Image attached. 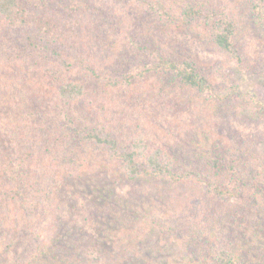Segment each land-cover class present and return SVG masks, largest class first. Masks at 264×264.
<instances>
[{
	"label": "trees",
	"instance_id": "obj_1",
	"mask_svg": "<svg viewBox=\"0 0 264 264\" xmlns=\"http://www.w3.org/2000/svg\"><path fill=\"white\" fill-rule=\"evenodd\" d=\"M24 1L0 0V264H264L259 140L236 145L224 121L223 132H196L191 145L178 136L175 145L151 143L135 130L120 136L123 107L152 76L159 90H171L162 81L170 78L180 96L220 114L215 84L194 59L174 57L173 36L206 34L244 71L233 12L135 0L154 14V34L130 28L113 43L117 29L106 35L104 17L92 13L105 0ZM242 8L264 33V0ZM22 32L24 45L4 47ZM246 101L240 114L264 120V106ZM114 110L120 116L105 127ZM145 178L164 186L140 191L151 199L166 189L168 200L177 196L172 205L123 191Z\"/></svg>",
	"mask_w": 264,
	"mask_h": 264
},
{
	"label": "rangeland",
	"instance_id": "obj_2",
	"mask_svg": "<svg viewBox=\"0 0 264 264\" xmlns=\"http://www.w3.org/2000/svg\"><path fill=\"white\" fill-rule=\"evenodd\" d=\"M27 1L29 0H25L24 3ZM51 1L52 4L55 3L53 0ZM63 1L67 0H61L60 3ZM195 1L196 3L207 4V7L233 12L234 16L238 18V33L234 47L238 54L244 55L243 65L248 64L249 66L244 71L241 69L239 71L231 56L216 49L210 43V39L206 34L189 32L188 35H174L173 42L176 44L173 51L174 57L180 58L184 56L194 59L200 66L202 73L215 84L220 100L218 105L221 104L220 108L219 106L217 108L220 114H215L214 110L208 106L199 107L191 103L188 98H184L183 95L180 96L179 93L175 92L177 84L170 78H167L170 82L162 81L166 82L171 90H159L160 84L156 80L153 82L154 77L152 76L150 80L141 84V89L138 93H133L132 106L127 107V112H125L126 106L123 107L124 111L121 115L123 116V113H125V116L120 126V132H122L120 136H125L135 130V132L141 133L146 141L151 143L157 144L160 142L162 145H175L173 139L178 136L179 141L182 143L181 145H191L189 142L192 143L191 138L196 132L204 131L209 137L214 135V133L219 132L220 134L223 132L224 128L220 124L224 121L227 126V139H234L236 145H249L250 140L255 142L257 139L259 140V152L264 156V120H251L249 115L253 112L250 110H242L245 115L240 114V109L245 107L248 98L252 99L257 105L264 106V33L250 21L248 16L243 14L246 13V10L242 7L247 4V0ZM66 4L65 6H67ZM93 6L97 7L94 4ZM93 12H98L100 14L99 17H104L105 21L98 22L101 23L98 27L106 35L112 32L113 28L117 29L113 43L116 42V39L127 40V34L124 30L130 28L133 30L140 28L148 36L154 34V14L140 7L135 0H105ZM77 15L83 18L84 22L87 21L80 12ZM93 20L95 21V17ZM95 35L102 37L98 32L94 33ZM25 36L26 32L24 34L22 32L21 36L18 37L13 34L12 40L7 38L4 47H15L21 44V41L24 45L26 43ZM96 55L105 60L103 53H96ZM151 57V59H154V56ZM234 85L238 87V99L229 94L230 87ZM94 87L96 88V86ZM105 91L108 93L107 99H112L113 93L108 89L103 92ZM105 97L101 98L99 96L98 99L101 100L99 101L101 104L102 102H107ZM92 98L93 95H91L88 88V95L84 102L88 103L89 99ZM207 100L208 98H205V101ZM85 107L87 106L85 105ZM111 107L112 104L110 103L107 106L109 111ZM116 110L110 113L111 117L105 118L106 122L103 124L105 127L109 126L108 122L115 121L116 117L120 116V114L116 113ZM192 128L200 129L191 133ZM228 129L232 130L233 134H228ZM209 137L207 140H209ZM141 185H143V188L149 187V185H152V188L154 186L162 188L164 183L145 178L139 182H126L123 191L128 193L137 191V195L140 198L145 197V199L152 201L151 203H156L164 208L167 201L166 206L169 207V205H172L173 200L177 198L173 193L174 196L168 200L164 194L166 189H164V192L159 194L155 193L158 190L150 192L149 195L152 194L150 199L146 196V193L144 195L142 190L140 191V188L142 189ZM120 189L121 187L118 188V190Z\"/></svg>",
	"mask_w": 264,
	"mask_h": 264
}]
</instances>
